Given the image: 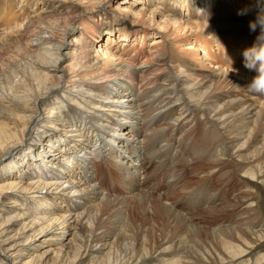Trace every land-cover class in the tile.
<instances>
[{"label": "bare ground", "instance_id": "1", "mask_svg": "<svg viewBox=\"0 0 264 264\" xmlns=\"http://www.w3.org/2000/svg\"><path fill=\"white\" fill-rule=\"evenodd\" d=\"M22 1L0 0V264H264V162L251 164L264 98L245 90L256 73L241 54L264 0H33L17 23ZM19 54L25 65L7 66ZM188 126L211 142L210 164L241 169L244 226H196L141 196L160 182L174 194L175 174L141 160ZM204 189L175 207L211 203ZM133 196L140 209L119 216L114 200Z\"/></svg>", "mask_w": 264, "mask_h": 264}, {"label": "rangeland", "instance_id": "2", "mask_svg": "<svg viewBox=\"0 0 264 264\" xmlns=\"http://www.w3.org/2000/svg\"><path fill=\"white\" fill-rule=\"evenodd\" d=\"M14 1H16V0H14ZM46 1L49 2V0H46ZM54 1H52V2H54ZM98 1L99 0H96V2H98ZM55 2H59V1L56 0ZM21 3L23 5L24 11L21 12L20 17L16 21L17 23L20 20L22 21L23 16L25 14H27V12H29L35 8V6H34L35 2L33 0L22 1ZM109 4L114 11V7L116 6L115 1L110 0ZM140 6H141V4L138 3L137 7H135V9L140 10L141 9ZM15 10H16V8H15ZM182 11H183V9H182ZM149 13H147V16L151 15ZM183 13L185 14L184 11H183ZM16 14H20V13H15V12L13 13L12 12L7 17V19L9 20V25L13 26L12 24L14 22L10 21V20H12L10 18L14 17ZM149 17H151V16H149ZM127 18H128V16H127ZM151 18H152L151 20L153 22L148 18H145L143 20V22L150 24L152 26L151 28H153V27L157 28V25L154 24V22H157V20L160 21V23H161L162 21L164 22V19H165V17H163L162 15L159 17L157 15H155L154 17H151ZM171 19H174V18H171ZM169 25H170V22H169ZM155 28H153V32H156ZM148 32L152 33V29H148ZM208 32H211V31H208ZM216 33L217 34L215 35L216 36L215 38H219L220 33L219 32H216ZM152 38L150 37V38H146L143 40L144 48H146L149 45L148 44L150 42L149 39H152ZM104 40L105 39H103V41ZM120 45L121 44L119 43V44L115 45V47L119 48ZM212 48L215 49V47H212ZM236 48H237V50H236ZM22 52L23 51H21L20 53H22ZM239 53H241V51L239 50V47L236 46L235 47V55L239 57ZM200 54H201V52H199V55ZM21 55L23 56L24 53ZM22 56L20 57V54H19V56L16 55V59L18 58L17 60L19 61V63L17 62V60H15L14 63H10L7 66H10V65L12 67H14V66L17 67L18 65H20L18 67L24 66L25 64H24V60L22 59ZM231 57H232V55H231ZM1 77H0V80H2V78H3V77L2 78ZM259 106H260V103H259ZM184 127H181L178 131L179 132L178 134H181V137H179V139H171L172 145H174V146L177 145V148H173L172 150H165L159 156V159L148 160L147 157H149V156H146V158H144V160L143 159L141 160L143 163V166L145 168V171L148 173L150 170H152L154 168L155 169L158 168V165H159L163 168L168 169L170 173L172 172L175 174L177 185L174 189V194L173 195L168 194V187H167L166 191L164 192L166 184L165 183L161 184V182H160L159 185L156 187V189L150 191L151 193L150 192L147 193V192H144L143 190H141L140 191L141 196H145L147 199H154L156 201L164 202L166 205L172 206L175 210L174 212L177 215L185 218L186 222L193 224V225H196V226L206 227L208 229L211 227L212 228L217 227L218 224H219V226H238V225L244 226V224L247 221H249L252 218L251 216H254V214H252L251 210L248 211V208L245 207L248 203L246 200L248 192L244 190L245 185L242 182L243 180L238 178L239 174L237 172H238V169H239V172H241V169L238 167L234 168V166L229 164L227 161V158L224 155L220 156V158L218 160H216V162H211V164H210V160L212 159L211 155H209L210 157L207 156L208 160H206L205 158H206L207 151H210L212 148V147L209 148V146L212 145L211 142H209V140L207 139L206 136H203V137L201 136V134H200L201 130L200 129L189 128V126H188L186 133L182 134V132H180V130L184 129ZM250 127L251 128L255 127V129H258V127H256V126L253 127V124H250ZM190 129L192 130V132L190 131ZM255 129H254L253 133L256 131ZM261 136L262 135L259 134V136H258V137H260L259 139L262 138ZM177 141H178V143H177ZM162 143H165V141L164 140L161 141L159 143V146ZM176 149H178V150L176 151ZM253 150H254V153L256 152L255 153L256 156L259 155V157L257 159L259 161L257 162L255 160V161H253L254 163L252 162L251 164H253V165L255 164L254 166H256V165L263 166L260 164L262 162H264V156H263L264 155V151H263L264 150V141L260 140V142H258L253 147ZM216 157H218V155ZM257 163H259V164H257ZM220 164H221V166H220ZM212 167H213V169H212ZM242 169H247V168L244 167ZM263 171H264V166H263ZM155 173H156V171H152L151 176ZM142 176H141V178H142ZM165 181L166 180H164V182ZM203 187L206 188V190L205 189L204 190L207 192V196L211 197V201H212L211 203L205 205V204H202V202H200L197 205H195L193 208H188L187 205H182L183 207L182 206L181 207L178 206L177 208L175 207L174 203L178 197H181V196H179L180 194L191 193L194 190H198V189H201ZM113 190H115L116 194H113V196L111 198H114V199L116 197L119 198L121 196L120 195L121 189L118 186H116V188L114 187ZM204 190H202V191H204ZM192 196H194L196 198L197 197L200 198L201 193L200 192L198 194L193 193ZM138 197H140V196L129 197V198L125 199V202L122 201L123 203L120 202L121 200H116L117 202H115V200H114V204H113L115 206L114 211L117 214H119V216H120V214L126 215V214L132 213L133 209L136 211L138 208V210H139L140 207L138 206V204H135L138 200ZM150 205H151V202L148 204V207H150ZM218 208H220V209H218ZM117 209H118V211H117ZM212 209H213V211H211ZM217 210H218V212H216ZM114 211H113V213H115ZM249 212H251L252 215ZM116 213L113 214L114 217H118V215ZM150 219H151V217H150ZM263 219H264V216H263ZM126 227L127 226H125V230L128 231L129 228L127 227V229H126ZM153 229H154V227H153ZM155 231H156V233H158L156 228H155ZM113 239H114V235H112L109 238V242H111Z\"/></svg>", "mask_w": 264, "mask_h": 264}, {"label": "clouds", "instance_id": "3", "mask_svg": "<svg viewBox=\"0 0 264 264\" xmlns=\"http://www.w3.org/2000/svg\"><path fill=\"white\" fill-rule=\"evenodd\" d=\"M237 14L243 15L245 10H240ZM257 25L260 27V33L252 46L243 50L242 63L246 69L256 73L245 90L251 95L264 98V12L257 17L255 22H250L249 30L255 31Z\"/></svg>", "mask_w": 264, "mask_h": 264}]
</instances>
